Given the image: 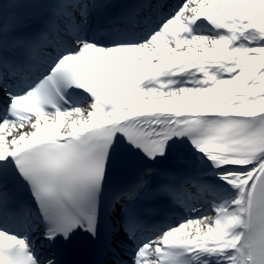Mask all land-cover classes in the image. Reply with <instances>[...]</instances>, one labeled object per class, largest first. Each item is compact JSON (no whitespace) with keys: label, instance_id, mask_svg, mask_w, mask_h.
<instances>
[{"label":"snow or ice","instance_id":"6c2138e0","mask_svg":"<svg viewBox=\"0 0 264 264\" xmlns=\"http://www.w3.org/2000/svg\"><path fill=\"white\" fill-rule=\"evenodd\" d=\"M77 238L264 264V0H0V264Z\"/></svg>","mask_w":264,"mask_h":264}]
</instances>
